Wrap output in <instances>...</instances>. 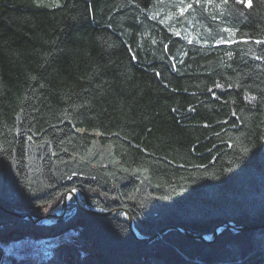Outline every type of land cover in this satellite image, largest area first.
<instances>
[{"label": "trees", "instance_id": "obj_1", "mask_svg": "<svg viewBox=\"0 0 264 264\" xmlns=\"http://www.w3.org/2000/svg\"><path fill=\"white\" fill-rule=\"evenodd\" d=\"M57 1L0 0V206L254 229L0 208V264H264V0Z\"/></svg>", "mask_w": 264, "mask_h": 264}, {"label": "water", "instance_id": "obj_2", "mask_svg": "<svg viewBox=\"0 0 264 264\" xmlns=\"http://www.w3.org/2000/svg\"><path fill=\"white\" fill-rule=\"evenodd\" d=\"M71 199L74 200V202L78 206V208H80L81 210H83L84 212H86L90 215L107 216V215L116 214L118 212H124L127 216V220H128L130 229H131L132 233L134 234V236L137 239H139L143 242H146V243L153 242L159 236H161L164 233L171 231V230L177 231V232L181 233L183 236H185L189 239H192V240H198V241L205 242V243H213L217 239L218 235L221 233V231L223 229H229V230L233 231L234 233H239V232L254 229L253 227L247 226V225H237L233 222H225V223L216 225V227L214 228V231L211 235H196V234L189 232L184 227L172 226V227H170L166 230H163L160 233L156 234L154 237L148 238V237L142 236L138 231L135 230L133 218H132L130 211L123 209V208H115V209L110 210V211H104V210H100V209H96V208H89L88 206L84 205L82 197L76 189L70 190L69 192H67L64 195L63 201L57 210L52 211V212L47 213V214H44L40 217H37V216L35 217L32 215H22L20 213L13 212V211L7 209L6 207H2V206H0V208L12 216L29 220L35 225H52V224H56L60 219L65 217L67 207H68ZM49 221H51V222L49 223Z\"/></svg>", "mask_w": 264, "mask_h": 264}, {"label": "rangeland", "instance_id": "obj_3", "mask_svg": "<svg viewBox=\"0 0 264 264\" xmlns=\"http://www.w3.org/2000/svg\"><path fill=\"white\" fill-rule=\"evenodd\" d=\"M61 0H58L57 2H60ZM66 214H67V211H66ZM66 216V215H65ZM25 220V219H24ZM51 221H49L50 223ZM172 227V226H171ZM170 228V227H168ZM166 228V229H168ZM166 229H163V230H166ZM162 230V231H163ZM161 232V231H160ZM158 232V233H160ZM157 233V234H158ZM167 233V232H166ZM165 234V233H164ZM134 235V234H133ZM63 240V239H62ZM61 239H54V240H47L45 241L46 243L44 245H39L37 246L36 244L32 245H24V246H20V248L22 250H25V251H29L28 252V256L37 261V262H40V261H44V260H47L48 258H50L52 255H53V252H50V248L53 247V246H56L58 245L61 241ZM11 250H15L18 254H20L21 256H26V253H20L18 249H14L13 246L10 248Z\"/></svg>", "mask_w": 264, "mask_h": 264}, {"label": "snow or ice", "instance_id": "obj_4", "mask_svg": "<svg viewBox=\"0 0 264 264\" xmlns=\"http://www.w3.org/2000/svg\"><path fill=\"white\" fill-rule=\"evenodd\" d=\"M225 2H227V0H225ZM238 3H244L245 0H237ZM246 6H250V0H248ZM188 7H191V5L189 4ZM225 31H231L229 29H225ZM225 42H230V41H225ZM257 43H264L262 41H257ZM217 87H219V85H217Z\"/></svg>", "mask_w": 264, "mask_h": 264}, {"label": "bare ground", "instance_id": "obj_5", "mask_svg": "<svg viewBox=\"0 0 264 264\" xmlns=\"http://www.w3.org/2000/svg\"><path fill=\"white\" fill-rule=\"evenodd\" d=\"M69 206V205H68ZM68 208V207H67Z\"/></svg>", "mask_w": 264, "mask_h": 264}]
</instances>
